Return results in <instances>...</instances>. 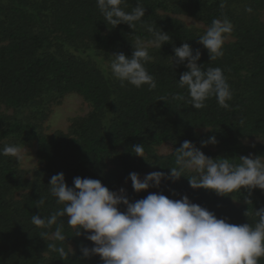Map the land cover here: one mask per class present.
Segmentation results:
<instances>
[{
	"label": "trees",
	"instance_id": "1",
	"mask_svg": "<svg viewBox=\"0 0 264 264\" xmlns=\"http://www.w3.org/2000/svg\"><path fill=\"white\" fill-rule=\"evenodd\" d=\"M146 24L170 35L161 49L149 48L152 60L145 66L156 88L121 86L108 68L109 55L130 57L137 37L150 39L140 23L135 29L121 24L107 26L96 0H0V148L7 144L35 147L36 166L26 171L16 157L0 156V264H102L100 257L83 258L80 246L92 247L84 235L74 236L64 218L66 243L75 255L63 261L47 251V242L31 223L34 214L48 216L59 206L49 191L50 178L63 173L73 187L76 177L98 179L110 191L124 188L131 202L150 192L170 199L187 195L192 203L229 223L243 224L254 217L245 212L264 207V191L253 189L231 196L192 190L186 177L160 188L135 193L124 187L129 174L169 173L174 152L183 141L201 148V141L215 136L218 143L201 148L212 159H238L264 155V0H141ZM136 6L127 0L126 10ZM251 7L253 11H245ZM179 16L204 27L189 26ZM227 17L234 25L223 46V56L211 61L198 39L213 19ZM188 43L199 50L198 62L220 67L233 92L230 108H220L215 97L196 110L186 89L177 86L184 65L171 62L173 48ZM70 94L88 106L86 115L71 120L65 132H47L43 124L54 107ZM177 94L184 100L173 99ZM164 98V101H160ZM210 129L211 131H209ZM260 143L247 147L243 140ZM143 144L145 159L132 147ZM170 144L160 155L157 148ZM175 193V194H174ZM45 204L37 207V201ZM247 200L251 204L246 203ZM83 231V230H82ZM67 244L64 246L67 248ZM260 264H264V258Z\"/></svg>",
	"mask_w": 264,
	"mask_h": 264
},
{
	"label": "clouds",
	"instance_id": "2",
	"mask_svg": "<svg viewBox=\"0 0 264 264\" xmlns=\"http://www.w3.org/2000/svg\"><path fill=\"white\" fill-rule=\"evenodd\" d=\"M96 6L111 29L121 24L135 29L140 23L150 34L148 40L136 38L130 57L122 52L109 55L107 68L111 76L121 86L127 83L135 88L144 85L150 90L156 88V80L145 66L152 60L149 48L161 49L171 40L170 35L156 25L146 24L141 0H136V6L130 11L126 10L127 0H96ZM245 11L251 13L253 9L247 7ZM233 30L234 25L227 17L213 19L199 37L211 61L223 56V46ZM173 53L174 56L168 57L172 64L184 65L187 69L180 75L177 86L187 90L188 102L193 108L204 109L206 101L213 96L220 108H230L228 102L233 99V92L220 67L205 70L198 63L200 51L188 43L174 47ZM173 99L185 97L177 94ZM217 143L212 136L201 141V148ZM201 148L191 141H183L173 150L174 166L168 168L167 174L153 171L141 178L136 172L130 173L128 179L134 192L159 189L163 181L175 183L181 177L187 178L192 190H208L232 199V194L241 189L264 191V155L212 159ZM24 150L7 144L0 148V156L20 158ZM132 152L146 160L143 144L134 145ZM73 185L66 184L63 173L53 175L48 191L59 207L48 216H31L32 225L38 229L52 230L55 226L52 231H40L39 236L47 242V251L57 253L63 261L75 255L66 243L65 217L74 236L84 235L92 242V247L80 246L82 257L98 256L102 264H260L264 258V207L251 211L248 208L245 215L254 217L251 222L233 224L192 203L187 195L170 199L163 193L150 192L145 198L131 202L124 188L110 191L98 179L76 177ZM36 203L38 208L43 206L45 198Z\"/></svg>",
	"mask_w": 264,
	"mask_h": 264
},
{
	"label": "rangeland",
	"instance_id": "3",
	"mask_svg": "<svg viewBox=\"0 0 264 264\" xmlns=\"http://www.w3.org/2000/svg\"><path fill=\"white\" fill-rule=\"evenodd\" d=\"M179 19L184 21L189 26H195L204 29L203 25L191 18L185 16H179ZM89 111L88 106L83 102L82 98L76 94H70L64 98L60 105L54 107L52 114L49 116L47 121L43 124L46 131H63L65 132L70 125V122L74 118L82 117ZM243 143L247 147H252L260 143L259 139L251 138L243 140ZM21 157L18 158L21 167L26 170H32L37 164L36 149L35 147H24ZM172 147L170 144H163L157 148V152L160 155H167L171 152ZM143 178V175H140ZM124 187H129L131 181L127 180L124 182Z\"/></svg>",
	"mask_w": 264,
	"mask_h": 264
}]
</instances>
